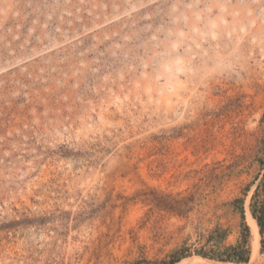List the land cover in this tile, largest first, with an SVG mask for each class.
<instances>
[{
  "label": "rangeland",
  "instance_id": "obj_1",
  "mask_svg": "<svg viewBox=\"0 0 264 264\" xmlns=\"http://www.w3.org/2000/svg\"><path fill=\"white\" fill-rule=\"evenodd\" d=\"M263 174L264 0H0V264H264Z\"/></svg>",
  "mask_w": 264,
  "mask_h": 264
},
{
  "label": "bare ground",
  "instance_id": "obj_2",
  "mask_svg": "<svg viewBox=\"0 0 264 264\" xmlns=\"http://www.w3.org/2000/svg\"><path fill=\"white\" fill-rule=\"evenodd\" d=\"M244 221L247 224L251 236V249H252V256H255L258 253V247H259V231L257 228V223L254 217L252 216L249 206H248V200L246 199L244 204ZM205 261L206 259H201L200 257L192 256L188 258H183L180 261L174 263V264H191L197 261ZM226 262V261H225ZM251 262V261H250ZM225 264V263H224ZM226 264H245L243 263H233L229 262Z\"/></svg>",
  "mask_w": 264,
  "mask_h": 264
},
{
  "label": "trees",
  "instance_id": "obj_3",
  "mask_svg": "<svg viewBox=\"0 0 264 264\" xmlns=\"http://www.w3.org/2000/svg\"><path fill=\"white\" fill-rule=\"evenodd\" d=\"M264 183V174H263V179L261 181V183H259L255 189V193L253 196H255L258 193V188L260 186V184ZM253 207V205H252ZM252 212V216L254 217L255 220H257V228L259 226L260 230L258 229V231H262V222L260 219V216H257L255 213V210L252 208L251 210ZM243 231H248V227L246 225H244L243 227ZM246 243H238L237 245L231 246L229 248V253L226 255V257L224 258H219V259H223V260H232V261H236V262H240V261H247L248 256H247V248L245 247ZM179 259V257L175 258L174 260H171L170 262H164V264H172L174 261H177Z\"/></svg>",
  "mask_w": 264,
  "mask_h": 264
}]
</instances>
